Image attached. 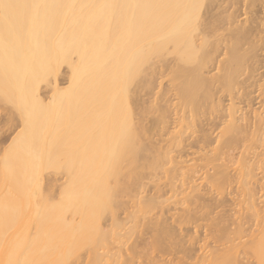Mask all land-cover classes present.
Wrapping results in <instances>:
<instances>
[{
	"label": "bare ground",
	"instance_id": "bare-ground-1",
	"mask_svg": "<svg viewBox=\"0 0 264 264\" xmlns=\"http://www.w3.org/2000/svg\"><path fill=\"white\" fill-rule=\"evenodd\" d=\"M0 264H264V0H0Z\"/></svg>",
	"mask_w": 264,
	"mask_h": 264
},
{
	"label": "rangeland",
	"instance_id": "rangeland-1",
	"mask_svg": "<svg viewBox=\"0 0 264 264\" xmlns=\"http://www.w3.org/2000/svg\"><path fill=\"white\" fill-rule=\"evenodd\" d=\"M191 156H193V155H191ZM189 157H190V156H189ZM259 176H260V175H258L257 177H259ZM231 195H233V194H231ZM229 198H231L230 195L227 196V199H228V200H229ZM230 200H231V199H230ZM227 208H228V207H227ZM233 208H234V207H233ZM233 208H232V209H233ZM235 208H237V207H235ZM235 208H234V209H235ZM237 209H238V208H237ZM121 211H122V210H121ZM122 213H123V215H124V212H122ZM119 214H121V213H119ZM121 215H122V214H121ZM123 215H122V216H123ZM122 216H121V217H122ZM248 223H249V226H250L251 222H248ZM248 223H246L247 226L245 225V228L249 227V226H248ZM191 226H192V225H190L189 227H191ZM201 230H202V229H201Z\"/></svg>",
	"mask_w": 264,
	"mask_h": 264
}]
</instances>
